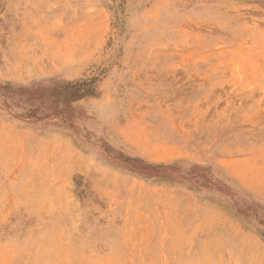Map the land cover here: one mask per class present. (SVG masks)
Listing matches in <instances>:
<instances>
[{
    "label": "rangeland",
    "instance_id": "1",
    "mask_svg": "<svg viewBox=\"0 0 264 264\" xmlns=\"http://www.w3.org/2000/svg\"><path fill=\"white\" fill-rule=\"evenodd\" d=\"M0 264H264V0H0Z\"/></svg>",
    "mask_w": 264,
    "mask_h": 264
}]
</instances>
